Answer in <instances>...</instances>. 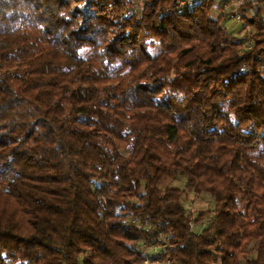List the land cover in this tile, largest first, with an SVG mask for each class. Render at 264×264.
<instances>
[{
    "label": "trees",
    "instance_id": "1",
    "mask_svg": "<svg viewBox=\"0 0 264 264\" xmlns=\"http://www.w3.org/2000/svg\"><path fill=\"white\" fill-rule=\"evenodd\" d=\"M179 1L0 0V264H264V0Z\"/></svg>",
    "mask_w": 264,
    "mask_h": 264
},
{
    "label": "rangeland",
    "instance_id": "2",
    "mask_svg": "<svg viewBox=\"0 0 264 264\" xmlns=\"http://www.w3.org/2000/svg\"><path fill=\"white\" fill-rule=\"evenodd\" d=\"M219 2V4L221 5L222 8H224L227 13L232 12V15H229V19L232 21V23L225 19L223 21V25L227 28V30L236 35H240V29H241V25L239 27V25L236 26H232L233 23H240L242 24L241 20L236 18V14L235 10H236V6H237V1L236 0H217ZM239 29V30H238ZM242 36V34H241ZM249 43L248 41H246V44ZM172 186L183 190V194L181 196V203L183 204V206L189 210V212L192 210L194 212L197 213V211H202V212H206L210 209H212V198L205 193H200L198 195H195L193 193L192 190L186 188L184 186V181L181 178L175 179V180H167ZM210 218V217H209ZM148 251H152L153 253H156L153 249H148Z\"/></svg>",
    "mask_w": 264,
    "mask_h": 264
},
{
    "label": "crops",
    "instance_id": "3",
    "mask_svg": "<svg viewBox=\"0 0 264 264\" xmlns=\"http://www.w3.org/2000/svg\"><path fill=\"white\" fill-rule=\"evenodd\" d=\"M217 1V0H216ZM237 1V6L240 4V2L242 1V0H236ZM237 6H236V8H237ZM221 11H224L225 13L227 12L224 8H222L221 7V5L219 4V2L217 1L216 2V7H215V9L213 10V15L214 16H217V15H219L220 14V12ZM235 12H236V10H235ZM235 15V14H234ZM236 15H238V14H236ZM227 20H229L231 23H232V21L229 19V16H228V18H226ZM238 21V20H237ZM236 25H239V27H240V23H233L232 24V26H236ZM239 30V29H238ZM236 35H238V34H236ZM240 36V35H239Z\"/></svg>",
    "mask_w": 264,
    "mask_h": 264
},
{
    "label": "built area",
    "instance_id": "4",
    "mask_svg": "<svg viewBox=\"0 0 264 264\" xmlns=\"http://www.w3.org/2000/svg\"><path fill=\"white\" fill-rule=\"evenodd\" d=\"M197 1V0H180L179 1V7H180V11L183 9V7L188 6L189 8L192 6V4ZM237 20L240 19L239 15H236ZM246 30L249 29L248 25H245ZM193 211L191 210L190 213H192ZM208 221V220H207ZM207 221H203V225L207 223ZM153 250H155V248H153Z\"/></svg>",
    "mask_w": 264,
    "mask_h": 264
}]
</instances>
